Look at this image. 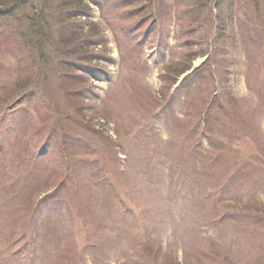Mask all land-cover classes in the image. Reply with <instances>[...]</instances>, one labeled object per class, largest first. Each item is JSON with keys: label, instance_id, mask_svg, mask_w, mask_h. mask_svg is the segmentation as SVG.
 Segmentation results:
<instances>
[{"label": "rangeland", "instance_id": "rangeland-1", "mask_svg": "<svg viewBox=\"0 0 264 264\" xmlns=\"http://www.w3.org/2000/svg\"><path fill=\"white\" fill-rule=\"evenodd\" d=\"M7 4L0 264H264V0Z\"/></svg>", "mask_w": 264, "mask_h": 264}, {"label": "trees", "instance_id": "trees-1", "mask_svg": "<svg viewBox=\"0 0 264 264\" xmlns=\"http://www.w3.org/2000/svg\"><path fill=\"white\" fill-rule=\"evenodd\" d=\"M16 1H18V0H14V2H16ZM7 2H8V0H0V17L1 16H7L8 15V11H7V9H8V4H7ZM33 22H34V20H33ZM35 26L33 25V32L34 33H39L40 31L39 30H35ZM30 32V31H29ZM67 42V41H66ZM67 43H69V42H67ZM47 63H48V60H47V58L45 57V55H44V53L41 51L40 53H39V55H38V58H37V61H36V64L34 65L35 67H36V74L33 76V78L32 79H34L35 80V82L38 80V79H44L45 78V76H46V72H47V68H48V66H46L47 65ZM68 63H69V61L67 62V65H68ZM63 64H65L66 65V62L64 61L63 62ZM40 69V70H39ZM38 71H41V72H43V74L41 75V77L40 78H38ZM33 72H35V71H33ZM65 76H66V74H65ZM60 79H62L64 82L65 81H67V79H66V77H62V78H60ZM29 80H31V78L29 79ZM33 81V80H32ZM69 81V80H68ZM31 84V83H30ZM24 93H22V94H20L21 95V97H22V95H23ZM24 96V95H23Z\"/></svg>", "mask_w": 264, "mask_h": 264}]
</instances>
